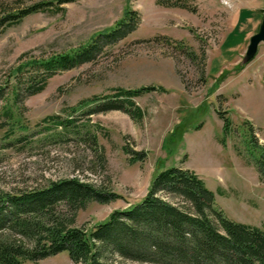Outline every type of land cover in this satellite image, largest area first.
I'll list each match as a JSON object with an SVG mask.
<instances>
[{
	"label": "rangeland",
	"instance_id": "obj_1",
	"mask_svg": "<svg viewBox=\"0 0 264 264\" xmlns=\"http://www.w3.org/2000/svg\"><path fill=\"white\" fill-rule=\"evenodd\" d=\"M43 1L53 0H0V18L6 10ZM61 9L0 29V84L24 55L75 51L100 33L111 34L126 13L136 14L134 28L102 43L91 62L58 71L43 92L28 96L23 89L24 113L15 116L20 123L14 135L0 129V194L78 177L119 195L78 213L75 225L89 229L141 202L159 172L181 167L205 181L228 218L264 228V181L247 131L252 125L264 147V43L251 62L241 64L259 31L264 0H70ZM149 86L164 91L135 98L142 120L120 109L88 114L81 108L74 114L77 125L95 133L97 144L86 128L62 137L61 128L44 122L115 89ZM222 115L232 122L227 135ZM135 153H146V159L133 163ZM113 261L137 264L117 256ZM27 264L74 263L63 252Z\"/></svg>",
	"mask_w": 264,
	"mask_h": 264
},
{
	"label": "trees",
	"instance_id": "obj_2",
	"mask_svg": "<svg viewBox=\"0 0 264 264\" xmlns=\"http://www.w3.org/2000/svg\"><path fill=\"white\" fill-rule=\"evenodd\" d=\"M69 1H43L23 9L6 10L0 18V29L15 26L35 13L62 10L61 5ZM128 14L110 29L111 34L100 33L75 51L47 58L24 55L22 63L0 84V129L14 135V126L20 123L15 116L24 113L20 104L23 89L28 96L43 92L58 71L91 62L102 43L116 42L133 30L136 14ZM156 90L164 91L156 86L118 88L110 95L83 100L65 109L66 117L54 115L44 122L48 128H61L62 137L78 135L86 128L97 144V136L87 125L75 123L73 116L79 109L88 108V114L120 109L142 120L144 111L135 98ZM96 104L100 105L93 107ZM222 119L223 133L227 135L232 122L224 115ZM247 131L252 151L258 152L256 166L264 181V147L258 145L252 125L247 124ZM145 159L146 153H135L132 161ZM160 193L178 199L179 203L165 200ZM119 198L78 177L50 181L31 190L1 193L0 264L37 263L63 252L69 254L74 264H114L115 256L137 264H264V228L228 218L215 205L216 193L192 170H162L138 204L113 212L92 228L75 225L78 213L89 203L105 204Z\"/></svg>",
	"mask_w": 264,
	"mask_h": 264
},
{
	"label": "water",
	"instance_id": "obj_3",
	"mask_svg": "<svg viewBox=\"0 0 264 264\" xmlns=\"http://www.w3.org/2000/svg\"><path fill=\"white\" fill-rule=\"evenodd\" d=\"M260 13L262 14V22L260 24L259 31L250 38L246 55L241 63L242 65H246L251 62L256 57L259 46L264 43V9H261Z\"/></svg>",
	"mask_w": 264,
	"mask_h": 264
}]
</instances>
